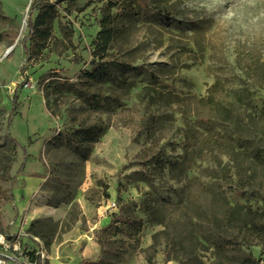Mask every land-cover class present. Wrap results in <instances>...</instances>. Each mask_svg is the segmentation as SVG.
Here are the masks:
<instances>
[{"label": "rangeland", "instance_id": "rangeland-1", "mask_svg": "<svg viewBox=\"0 0 264 264\" xmlns=\"http://www.w3.org/2000/svg\"><path fill=\"white\" fill-rule=\"evenodd\" d=\"M33 1L0 0V228L44 264L260 260L264 0H65L45 41ZM109 5L106 60L143 68L92 79Z\"/></svg>", "mask_w": 264, "mask_h": 264}, {"label": "trees", "instance_id": "trees-1", "mask_svg": "<svg viewBox=\"0 0 264 264\" xmlns=\"http://www.w3.org/2000/svg\"><path fill=\"white\" fill-rule=\"evenodd\" d=\"M61 1L65 0H56V2H43L42 0L33 1L31 8L33 10L39 8L44 12L39 13L36 17H33L32 13L30 14V17L28 19L29 35H38L39 38L43 41L47 40L51 36L52 28L49 24L48 14L55 9L56 3H59ZM111 7L112 6L109 5L104 10L103 17L100 20V30L94 42L95 49L93 51V54L97 58L96 68L88 74L92 79H96L102 74V72L108 70L109 65L133 69L143 68V66L141 65L133 66L132 64L125 62H119L116 60H106V57L115 38L114 16ZM24 48L26 51H28V45L26 40L24 41ZM17 98L18 94L16 93L13 101L16 102ZM75 135L81 139H86L87 142H90L93 139V131L90 128L89 130H78L76 131ZM263 253L264 248L262 254ZM255 264H261V258L260 260L256 261Z\"/></svg>", "mask_w": 264, "mask_h": 264}, {"label": "built area", "instance_id": "built-area-1", "mask_svg": "<svg viewBox=\"0 0 264 264\" xmlns=\"http://www.w3.org/2000/svg\"><path fill=\"white\" fill-rule=\"evenodd\" d=\"M37 241L38 237L20 226L0 228V264H44L45 253Z\"/></svg>", "mask_w": 264, "mask_h": 264}]
</instances>
